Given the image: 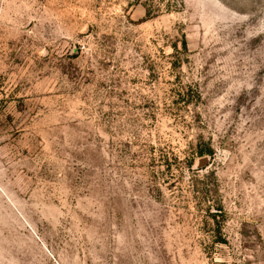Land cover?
Here are the masks:
<instances>
[{
	"label": "rangeland",
	"instance_id": "obj_1",
	"mask_svg": "<svg viewBox=\"0 0 264 264\" xmlns=\"http://www.w3.org/2000/svg\"><path fill=\"white\" fill-rule=\"evenodd\" d=\"M0 264H264V0H0Z\"/></svg>",
	"mask_w": 264,
	"mask_h": 264
},
{
	"label": "water",
	"instance_id": "obj_2",
	"mask_svg": "<svg viewBox=\"0 0 264 264\" xmlns=\"http://www.w3.org/2000/svg\"><path fill=\"white\" fill-rule=\"evenodd\" d=\"M207 162V158L206 157H202L198 160V166H203L205 165Z\"/></svg>",
	"mask_w": 264,
	"mask_h": 264
}]
</instances>
